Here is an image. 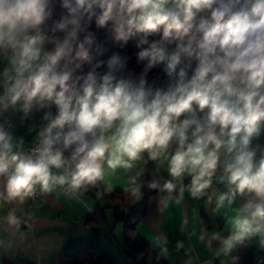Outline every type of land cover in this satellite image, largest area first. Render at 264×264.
<instances>
[{
    "label": "clouds",
    "instance_id": "clouds-1",
    "mask_svg": "<svg viewBox=\"0 0 264 264\" xmlns=\"http://www.w3.org/2000/svg\"><path fill=\"white\" fill-rule=\"evenodd\" d=\"M60 7L49 26L52 0H0V203L23 205L57 188L72 197L111 192L112 178L123 176L135 204L152 162L147 187L161 212L187 194L223 217L226 236L201 227L197 237L209 247L218 241L217 256L257 236L264 249V0ZM93 26L120 47L136 39L142 69L118 53L105 58ZM157 66L163 77L149 79ZM34 112L41 123L28 125L36 135L26 141L11 117L23 125ZM8 222L19 225L14 211ZM149 243L157 261L171 259L165 234ZM184 247L177 241V251Z\"/></svg>",
    "mask_w": 264,
    "mask_h": 264
},
{
    "label": "crops",
    "instance_id": "crops-1",
    "mask_svg": "<svg viewBox=\"0 0 264 264\" xmlns=\"http://www.w3.org/2000/svg\"><path fill=\"white\" fill-rule=\"evenodd\" d=\"M42 115V112H34L23 125L20 114L12 116L15 134L31 141L36 133H28V125H39ZM160 175L165 180L170 179L164 171ZM142 179L145 182L143 197L146 172ZM188 179L185 178V183ZM125 183L123 176L112 178L113 198L93 189L72 197L57 188L51 194H44L43 200L30 198L23 205L0 203V264H76V261L82 264H185L189 260L192 264H233V257H238L235 264H264V249L258 236L236 245L228 257L216 255L220 247L218 241H212L210 247L200 242L197 237L201 227L209 233L215 231L226 236L225 222L221 215L212 213L214 204L192 200L187 194L180 206L163 212L159 210V195H150L145 216L137 225L133 239L126 243L123 224L116 221L115 214L128 216L138 208L142 198L133 204L134 198L121 187ZM98 210L102 214L99 213V217L96 216ZM10 211L19 218L18 226L9 224ZM185 219L188 223L181 233L180 226ZM192 232L196 235L190 237ZM160 233L169 240L170 260L157 261L158 250L150 247V239ZM177 241L185 245L179 251ZM88 259L90 261H86Z\"/></svg>",
    "mask_w": 264,
    "mask_h": 264
},
{
    "label": "trees",
    "instance_id": "trees-1",
    "mask_svg": "<svg viewBox=\"0 0 264 264\" xmlns=\"http://www.w3.org/2000/svg\"><path fill=\"white\" fill-rule=\"evenodd\" d=\"M60 2L61 0H52V6H53V16L52 18L48 21V25L51 26V23L53 20L59 19L60 15L63 12V9L60 7ZM94 32L95 37L97 38V42L101 43L108 49V51L105 53V58L107 56H110L113 53H118L122 57L127 58V63L128 67L131 69L136 70L139 72L142 67L143 63H137L136 59V54L140 50L136 47V39H133L129 41V43L124 46L120 47L116 42H114L110 34L107 32L106 29H95L94 26L91 29ZM149 39H153L150 37ZM155 76H160L163 77V72L160 66H157L156 68L152 69L149 73V79L155 77ZM154 165L152 162H149L147 165V170H146V188L142 197V200L138 206V208L133 211L131 214L128 216L125 215H120V214H115V219L117 222H121L123 224V233H124V241L126 243H129L133 237L135 236V231L137 225L142 221L143 217L145 216L146 213V207H147V200L150 195L157 193L156 190H151L147 187V182L153 179L152 176V170L154 169ZM97 193H100L102 195H109L110 197H115L114 193L110 192H104L102 188L100 189H93ZM101 212L98 210L96 211V216L99 217ZM102 215V214H101ZM97 218H95V221ZM86 251V250H83ZM81 252V251H80ZM77 252V253H80ZM90 261V259L86 260ZM76 264H82V262L76 261Z\"/></svg>",
    "mask_w": 264,
    "mask_h": 264
},
{
    "label": "built area",
    "instance_id": "built-area-1",
    "mask_svg": "<svg viewBox=\"0 0 264 264\" xmlns=\"http://www.w3.org/2000/svg\"><path fill=\"white\" fill-rule=\"evenodd\" d=\"M52 111H53V115H55V109H53ZM35 198H39V199L43 200L44 199V195L37 194V196ZM31 199H34V198H31Z\"/></svg>",
    "mask_w": 264,
    "mask_h": 264
}]
</instances>
